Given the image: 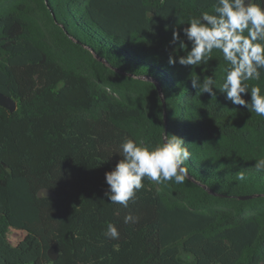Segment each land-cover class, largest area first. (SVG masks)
I'll return each mask as SVG.
<instances>
[{
  "label": "trees",
  "instance_id": "16d2710c",
  "mask_svg": "<svg viewBox=\"0 0 264 264\" xmlns=\"http://www.w3.org/2000/svg\"><path fill=\"white\" fill-rule=\"evenodd\" d=\"M214 4L0 0V92L17 102L0 105V264H264V172L253 167L264 117L218 88L199 94L192 67L169 64L186 55L173 32L190 50L183 28ZM226 66L214 50L193 74L220 84ZM248 83L264 93V71ZM171 134L191 153L185 182L145 178L128 208L110 204L105 174L123 138ZM43 187L57 196L40 197ZM129 212L137 222L124 223ZM108 222L119 239L104 235ZM15 230L21 251L10 249Z\"/></svg>",
  "mask_w": 264,
  "mask_h": 264
},
{
  "label": "clouds",
  "instance_id": "9594fccd",
  "mask_svg": "<svg viewBox=\"0 0 264 264\" xmlns=\"http://www.w3.org/2000/svg\"><path fill=\"white\" fill-rule=\"evenodd\" d=\"M184 36L191 42V49L181 39L180 32H173V43L179 41V47L186 55L169 57V64L177 62L182 66H191L192 85L198 93L215 96L214 88L225 93V99L233 105L245 107L251 113L264 117V93L257 83L264 71V3L257 0H215L213 11H203L198 16L188 19V26L183 28ZM214 50L222 53L227 66L224 68L222 83L217 84L212 75H205L203 80L194 75L196 67L207 65L213 58ZM248 92L250 101L245 99ZM117 153L122 157L116 166L106 172L108 190L105 196L110 204L129 207L136 193L144 187L147 178L155 185L167 182L183 184L188 176L184 166L191 157L183 138L171 134L165 135L162 142L151 145L142 136L124 137ZM257 172H264V155L256 159L253 166ZM246 174L240 171L236 179L245 181ZM159 191V189H157ZM138 217L129 212L124 223H135ZM104 235L112 240L120 237L117 226L107 223Z\"/></svg>",
  "mask_w": 264,
  "mask_h": 264
},
{
  "label": "water",
  "instance_id": "95a60500",
  "mask_svg": "<svg viewBox=\"0 0 264 264\" xmlns=\"http://www.w3.org/2000/svg\"><path fill=\"white\" fill-rule=\"evenodd\" d=\"M160 94H161V90L159 88ZM0 105L9 109L10 111H15L17 109V102L16 100L11 97L10 95L4 93V92H0ZM38 195L40 197L46 195V196H57V193L54 192L53 190H51L48 187H43L39 190ZM57 246V242H54L50 248H49V256L53 259L56 260L59 256V253L56 249Z\"/></svg>",
  "mask_w": 264,
  "mask_h": 264
},
{
  "label": "rangeland",
  "instance_id": "374dc122",
  "mask_svg": "<svg viewBox=\"0 0 264 264\" xmlns=\"http://www.w3.org/2000/svg\"><path fill=\"white\" fill-rule=\"evenodd\" d=\"M25 233L23 231L15 230L10 235V249L15 251H21L24 246Z\"/></svg>",
  "mask_w": 264,
  "mask_h": 264
}]
</instances>
